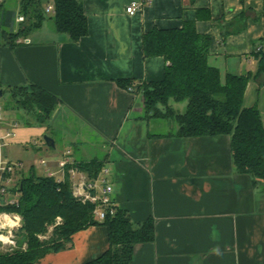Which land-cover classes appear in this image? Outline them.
Returning <instances> with one entry per match:
<instances>
[{"label": "crops", "instance_id": "crops-1", "mask_svg": "<svg viewBox=\"0 0 264 264\" xmlns=\"http://www.w3.org/2000/svg\"><path fill=\"white\" fill-rule=\"evenodd\" d=\"M19 1L0 4L17 11ZM41 1L45 11L54 6V0ZM80 1L88 34L77 43L46 21L13 48L1 38L2 109V97L12 87L36 84L59 101L47 130L21 128L8 113L0 135L10 131L5 140L25 145L50 131L52 172L66 158L75 164L102 162L115 207L127 211L135 224L154 221V242L137 245L131 264H264V192L253 187L250 176L236 172L230 137L178 138L177 127L168 123L163 130L161 122L147 117L140 88L131 93L119 85L122 80L162 81L167 62L145 58L144 35L194 21L199 34L212 37L208 61L223 80L226 74L251 75L244 104L258 106L264 120V75L255 77L256 52L261 47L264 52V0ZM132 2L143 5L131 16L126 8ZM46 13L50 17L55 11ZM232 22H245L246 28L223 38L224 26ZM180 104L170 103L183 113L187 106ZM71 240L68 249L34 264H84L109 247L108 231L101 225Z\"/></svg>", "mask_w": 264, "mask_h": 264}, {"label": "trees", "instance_id": "trees-1", "mask_svg": "<svg viewBox=\"0 0 264 264\" xmlns=\"http://www.w3.org/2000/svg\"><path fill=\"white\" fill-rule=\"evenodd\" d=\"M54 11L48 17L41 0H20L17 11L0 5V30L5 45L13 48L16 40L41 29L47 19L57 33L65 34L73 43L88 34L80 0H54ZM19 16L24 21L17 23ZM245 28V22L225 25L223 38ZM211 43L212 37L199 34L194 21L175 29H151L143 37L142 51L145 58L165 59L163 80L149 84L122 80L119 85L128 89L135 86L134 91L140 88L147 117L175 121L178 138L229 136L236 172L250 176L253 187L264 192V120L258 106L247 108L244 104L251 75L226 74L223 80L219 69L208 61ZM255 58L259 61L255 77H259L264 75L262 49ZM9 91L11 100L4 110L23 111L27 125H48L59 101L57 96L36 84L12 87ZM171 102H186V111L176 112ZM74 167L93 180L103 165L95 159ZM9 177L4 174L1 186ZM20 177L10 189L12 193L19 192L16 204H5L0 195V213L21 217V227L15 232L17 245L12 251H0V264H34L48 253L68 249L72 235L97 225L106 227L109 247L97 259L84 264H131L135 247L155 240L154 221L135 224L127 211L115 205L114 214H108L103 221L96 220L95 206L72 194L68 173L64 182L36 176L33 170L28 176L21 172ZM58 218L61 223L55 225ZM54 225L49 240H40L39 236L47 234Z\"/></svg>", "mask_w": 264, "mask_h": 264}, {"label": "built area", "instance_id": "built-area-1", "mask_svg": "<svg viewBox=\"0 0 264 264\" xmlns=\"http://www.w3.org/2000/svg\"><path fill=\"white\" fill-rule=\"evenodd\" d=\"M142 3L132 2L127 9V13L131 16L138 13L142 8ZM47 12L54 11V6L49 5L46 9ZM24 21L23 16H19L17 22ZM26 44H30L31 41L26 39ZM262 47L257 51H261ZM134 87H130L128 90L134 93ZM2 107L0 106V122L2 118ZM16 126V125H15ZM12 132L6 134V136L0 135V195L5 199V204H16L19 199V192L12 193L10 189L12 188V177L15 174H20L23 169L22 162H6L3 160V155H1L2 148L4 146L3 140L9 138ZM70 151L66 152L65 156H69ZM41 164L48 168V161L45 159L41 160ZM60 170L58 172H52L49 168L46 169V176L49 178H55L57 182H64L65 176L68 173L70 181L72 183V194L81 202H89L95 206L94 216L96 220L103 221L108 214H114L116 209L112 201L113 185L109 183L106 179V174L108 170L103 168L99 175L95 179H89L87 175L80 172L75 166V163L66 158L58 162ZM4 174H8L10 177L4 182L5 186H1V181ZM59 221L61 219L59 218ZM10 223L9 226L6 224ZM21 227V217L18 214H7L0 213V242L4 251H12L17 245V240H15V232ZM17 230L13 232L15 229Z\"/></svg>", "mask_w": 264, "mask_h": 264}, {"label": "rangeland", "instance_id": "rangeland-1", "mask_svg": "<svg viewBox=\"0 0 264 264\" xmlns=\"http://www.w3.org/2000/svg\"><path fill=\"white\" fill-rule=\"evenodd\" d=\"M19 4H20V1H19ZM0 5H3V3ZM3 6L6 7L5 5H3ZM51 14L52 13H50L49 15H51ZM45 24H46V26L51 25V27L53 28L51 20L47 19ZM1 38H2V33L0 30V45L3 44V42L1 41ZM2 98L4 99V103L2 104V106L5 107L8 105L9 101L11 100L9 92H7V94H5V96ZM180 103L184 104L186 106V102H180ZM162 110H163V112H166L165 108ZM8 113L12 116L6 117V114H8ZM3 115H4V117H3ZM2 117L4 120H7L8 117L11 119H14L16 121V123L18 124V126H21V128H23L24 126H27V127H32V128L45 127L46 130L48 129V125L41 126V125L36 124V123L31 124V125H27V122H26L27 117L23 112H20V111H10L9 110V112H8L6 110H2ZM152 120L161 122L163 124L162 125L163 130H168V127L170 125L171 126L174 125L178 129V126L176 125L175 121L169 120L167 118H164V119L152 118ZM168 123H170V125ZM49 133H51V132L47 131V133L43 134L42 136L34 137L32 139L33 140L32 142L27 143L25 145L24 144L20 145V144L10 143L9 141L4 139L3 140L4 146H3L2 151H1V155H3V160L6 162H10V161L22 162L23 166H24L23 167L24 170L22 171V173L25 174L26 176L30 175L32 170L34 171L36 176H39V175L45 176L46 175L45 170L47 168L41 164V160L45 159L48 162L51 161L52 160L51 159V156H52L51 153H52V151H54L53 149L51 150V149L47 148V146L45 145L46 142H45L44 137L45 136L49 137ZM35 142H36V145L34 146ZM6 143H7V145H6ZM59 146H61V142L59 139H57V146H56L57 150L61 148ZM12 178H13L12 182H11L12 184H10V186L14 187L17 184V182L20 180L21 177H20V174L17 173L15 175H13ZM59 223H61V221H59V218H58L55 222V225H58ZM55 225L49 228V231L47 234L39 236V239L43 240V241L49 240V238L51 237V235L54 231ZM16 230H17V228L13 232H15ZM15 240H16V237H15ZM0 251H4L3 246H2V242H0Z\"/></svg>", "mask_w": 264, "mask_h": 264}, {"label": "water", "instance_id": "water-1", "mask_svg": "<svg viewBox=\"0 0 264 264\" xmlns=\"http://www.w3.org/2000/svg\"><path fill=\"white\" fill-rule=\"evenodd\" d=\"M242 75L244 76L245 72H243ZM0 94H1V91H0ZM44 139H45V142L49 148H51V149L54 148V146H55L54 139H52V138L50 139L48 136H45Z\"/></svg>", "mask_w": 264, "mask_h": 264}, {"label": "bare ground", "instance_id": "bare-ground-1", "mask_svg": "<svg viewBox=\"0 0 264 264\" xmlns=\"http://www.w3.org/2000/svg\"><path fill=\"white\" fill-rule=\"evenodd\" d=\"M7 226H9L10 225V223H8V224H6Z\"/></svg>", "mask_w": 264, "mask_h": 264}]
</instances>
